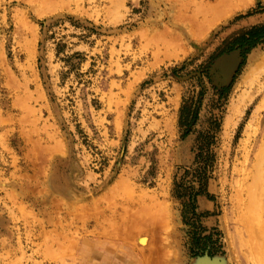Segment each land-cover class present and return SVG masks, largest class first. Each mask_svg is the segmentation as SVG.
<instances>
[{"label": "rangeland", "instance_id": "rangeland-1", "mask_svg": "<svg viewBox=\"0 0 264 264\" xmlns=\"http://www.w3.org/2000/svg\"><path fill=\"white\" fill-rule=\"evenodd\" d=\"M242 1L0 0V264H264V39L237 41L264 0Z\"/></svg>", "mask_w": 264, "mask_h": 264}, {"label": "bare ground", "instance_id": "bare-ground-1", "mask_svg": "<svg viewBox=\"0 0 264 264\" xmlns=\"http://www.w3.org/2000/svg\"><path fill=\"white\" fill-rule=\"evenodd\" d=\"M244 2L242 0H218L217 4L216 5H212L211 7H207L205 8L204 10V14L206 15V17L212 15L213 13H217V14H223L225 13L226 11H229L231 10L232 7H234L235 9L236 8H241L242 6H244L245 4H243ZM199 6V5H198ZM200 8H204L203 6H200ZM201 11V10H200ZM198 19V17H197ZM197 21H200V20H197ZM165 38V37H164ZM169 51H157V54L158 55H161V54H164V53H167ZM264 60V59H263ZM263 62V61H262ZM261 65V64H260ZM264 66V65H263ZM247 97V98H246ZM247 100H248V95L247 96H244L242 94L241 97H239L238 100H236L235 104L233 105L232 103V106H231V114L230 116L228 117L227 119V128L231 127L234 123V119L235 117H239L240 115L243 114L244 112V109L247 105ZM256 119V118H255ZM140 207V206H139ZM142 209V208H141ZM164 210V209H163ZM156 220H158V218H155ZM153 219V220H154ZM161 218H159L160 220ZM163 219V218H162ZM161 219V221H162ZM167 219V218H166ZM142 220V219H140ZM152 220V221H153ZM156 220H154L153 222L152 221H149L148 219H143V222L141 223L142 227L145 226V225H149L151 222L154 223ZM165 220V219H164ZM163 220V222H164ZM170 220V219H169ZM166 221V220H165ZM156 223V222H155ZM154 223V227H156ZM146 227V226H145ZM147 228V227H146ZM154 231V230H153ZM130 236H131V233H130ZM149 243V238H147V236H140L138 238V244L141 246V247H146L148 246L147 244ZM154 252H152V255L149 256V259L147 261V264H160L161 262V257L157 254V249L154 248ZM93 257L95 258H99V259H102V256L98 255L97 253H95L93 255ZM163 260V259H162ZM200 261V260H198ZM210 260H208V262H195L194 264H220V262H218V260H216L215 262H209ZM214 261V260H213ZM228 263V262H227ZM222 264V263H221Z\"/></svg>", "mask_w": 264, "mask_h": 264}, {"label": "trees", "instance_id": "trees-1", "mask_svg": "<svg viewBox=\"0 0 264 264\" xmlns=\"http://www.w3.org/2000/svg\"><path fill=\"white\" fill-rule=\"evenodd\" d=\"M264 39V24L253 27L252 29L243 32L242 36L239 37L237 41H241L243 43V46L249 45L251 48L254 47L260 40ZM235 45H233V48ZM189 110V109H188ZM182 120H183V115L184 118L186 117V108L184 107L182 111ZM189 133V131H187Z\"/></svg>", "mask_w": 264, "mask_h": 264}, {"label": "water", "instance_id": "water-1", "mask_svg": "<svg viewBox=\"0 0 264 264\" xmlns=\"http://www.w3.org/2000/svg\"><path fill=\"white\" fill-rule=\"evenodd\" d=\"M199 262H202V261H199ZM203 262H208V261H203ZM212 262H215V261H212Z\"/></svg>", "mask_w": 264, "mask_h": 264}]
</instances>
